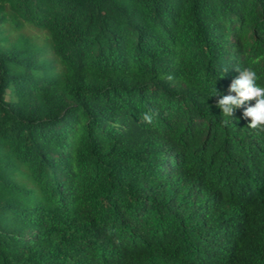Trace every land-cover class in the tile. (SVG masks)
Segmentation results:
<instances>
[{"label": "trees", "instance_id": "obj_1", "mask_svg": "<svg viewBox=\"0 0 264 264\" xmlns=\"http://www.w3.org/2000/svg\"><path fill=\"white\" fill-rule=\"evenodd\" d=\"M246 67L264 0H0V264H264Z\"/></svg>", "mask_w": 264, "mask_h": 264}, {"label": "clouds", "instance_id": "obj_2", "mask_svg": "<svg viewBox=\"0 0 264 264\" xmlns=\"http://www.w3.org/2000/svg\"><path fill=\"white\" fill-rule=\"evenodd\" d=\"M239 76L231 82L229 85V93H235V95L228 94L220 96L216 101V107L222 110V116L233 118L234 110L241 108L247 101H255L253 106L244 108L243 116L245 118H251V123L248 127L256 129L258 127L264 128V86L258 83L259 77L256 71L252 67H246L243 70L237 68ZM227 69L225 70V72ZM153 113L151 111L143 114V120L151 124L153 122ZM223 124L229 123L228 119H223Z\"/></svg>", "mask_w": 264, "mask_h": 264}, {"label": "rangeland", "instance_id": "obj_3", "mask_svg": "<svg viewBox=\"0 0 264 264\" xmlns=\"http://www.w3.org/2000/svg\"><path fill=\"white\" fill-rule=\"evenodd\" d=\"M30 32H34V30L33 29H30Z\"/></svg>", "mask_w": 264, "mask_h": 264}]
</instances>
